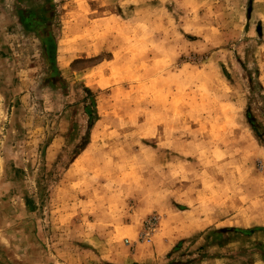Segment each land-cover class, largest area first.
Wrapping results in <instances>:
<instances>
[{"label": "rangeland", "instance_id": "obj_1", "mask_svg": "<svg viewBox=\"0 0 264 264\" xmlns=\"http://www.w3.org/2000/svg\"><path fill=\"white\" fill-rule=\"evenodd\" d=\"M0 264H264V0H0Z\"/></svg>", "mask_w": 264, "mask_h": 264}]
</instances>
